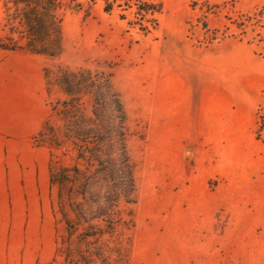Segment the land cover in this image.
I'll return each mask as SVG.
<instances>
[{"label":"rangeland","instance_id":"1","mask_svg":"<svg viewBox=\"0 0 264 264\" xmlns=\"http://www.w3.org/2000/svg\"><path fill=\"white\" fill-rule=\"evenodd\" d=\"M128 1L0 0V264H264V0Z\"/></svg>","mask_w":264,"mask_h":264},{"label":"trees","instance_id":"2","mask_svg":"<svg viewBox=\"0 0 264 264\" xmlns=\"http://www.w3.org/2000/svg\"><path fill=\"white\" fill-rule=\"evenodd\" d=\"M42 1V6L38 5ZM94 1V0H90ZM105 1V9L109 12L113 5L117 3V6H121L120 3H126L127 9L134 8L133 10V18L132 24L136 25L140 31H147L149 26L152 24H148L149 20H146L147 12L149 10V6L147 4H135L131 3L128 0H104ZM23 2L28 3V8L24 13V24L27 32V42L26 49L28 52L35 54H43L45 52L44 48L46 47L43 42L47 38L51 32H54L58 29L57 25L54 22H44V14L49 13L51 7L54 6L55 0H23ZM53 12H51L52 15ZM124 18V16H121ZM152 27H156V24H153ZM43 38H45L43 40ZM6 48V46H1ZM12 49V48H10ZM256 115L264 121V106H261L257 109ZM102 146L99 147V150L102 152ZM98 150V151H99ZM99 152L92 151L91 155L96 156ZM52 167V166H51ZM126 181H129V184L133 183L132 178V170L130 167L127 168L126 171ZM50 181L52 184H57L59 187L66 185L68 181H71L68 176H62V178L55 172L53 168L50 169ZM86 264V263H85Z\"/></svg>","mask_w":264,"mask_h":264}]
</instances>
